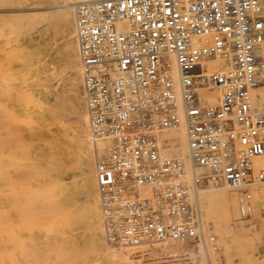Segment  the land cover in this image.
I'll return each instance as SVG.
<instances>
[{"label":"built area","instance_id":"obj_1","mask_svg":"<svg viewBox=\"0 0 264 264\" xmlns=\"http://www.w3.org/2000/svg\"><path fill=\"white\" fill-rule=\"evenodd\" d=\"M74 19L89 127L105 141L96 178L106 242L149 245L140 261L180 259L202 243L219 250L204 232L198 190L236 189L250 216L264 183L254 164L264 156V109L253 104L264 84V0H80ZM228 52L234 64L205 75L203 61ZM205 79L217 105L200 102ZM181 127L190 169L169 153L168 133Z\"/></svg>","mask_w":264,"mask_h":264},{"label":"rangeland","instance_id":"obj_2","mask_svg":"<svg viewBox=\"0 0 264 264\" xmlns=\"http://www.w3.org/2000/svg\"><path fill=\"white\" fill-rule=\"evenodd\" d=\"M61 2L0 0V264L116 262L93 225V215L100 217L83 181L88 159L78 166L81 149L91 154L95 146L76 115L85 102L82 73L73 64L74 21H64ZM227 190L233 200L235 191ZM249 214L229 223L238 230L242 222L254 238L238 235L229 249L205 220L221 245L214 262L201 260L198 249L195 260L194 252L169 262L140 261L136 252L123 264H264V213Z\"/></svg>","mask_w":264,"mask_h":264},{"label":"bare ground","instance_id":"obj_3","mask_svg":"<svg viewBox=\"0 0 264 264\" xmlns=\"http://www.w3.org/2000/svg\"><path fill=\"white\" fill-rule=\"evenodd\" d=\"M77 1H80V0H62L60 4L61 8L59 9L60 11H62L61 13H62L64 21L67 22L70 19H73L74 27H75L74 4ZM36 13L41 14L42 12H36ZM45 20H46L45 16H43L41 20H35L34 23L37 24ZM194 41L201 42V40H199L197 37L194 38ZM74 47L76 51V59H74L73 64H76V67L80 68V71H81L79 55H78V45L76 44V46ZM233 64H234L233 53L228 52V53L218 54V55L208 57L207 59L203 61L202 67L204 69L205 75H209L210 73H213V72L224 71L230 68ZM75 87H77V85ZM199 99L202 105H217L219 103L218 88L211 85L206 79L203 80L201 88L199 90ZM253 104L255 108L259 110L264 109V84L260 85L253 92ZM76 115L77 117L81 119L83 124L86 126V129L84 130L85 138H88V140L91 141L93 145L96 147V148L95 147L90 148L91 154H88L86 152V148L81 149L80 155L78 157V166L84 167L86 163L84 162V160L88 159V165L85 166L87 167V169L83 174V181H84L85 189L89 195V198L91 199L93 205L98 209L99 211L98 213L100 217L99 220H97L96 218L97 213L93 215L95 216L93 225L96 231L102 234L103 242L106 243V245H108V243L106 242L105 236H104L103 222H102L101 210H100V205H99L100 200H99V190H98L97 178H96V157H95L97 155V152L103 151L105 147V141L96 140L91 132V129L89 127V116H88L86 102H84L83 109L76 111ZM168 134L172 138L171 139L172 147L169 153L175 154V155H178L184 158L187 163L188 168L190 169L191 157H190V152L188 148V140H187L185 129L181 127L180 129L170 132ZM82 146H85V145L83 144ZM254 164L256 167H264V156L255 157ZM199 171L201 173H204L206 172V169L201 167ZM261 185L263 187L253 189V202L250 208V212H256V214L264 213V183H261ZM224 188L231 190V191H235V194L232 197L234 198L233 200H229L230 198L228 199V193L223 191V190H226ZM196 204L200 207V210H201L203 229L206 235H210V233L206 230L207 226L205 225L206 224L205 220L208 219V221H211L213 223L216 233L221 235L224 238V243H225L226 248L228 249L230 248V245L234 242V240L239 238L238 235H240V237L244 239L254 238L250 235V233L247 230H245L246 229L245 225H243L242 222L237 224L238 230H235V228L232 227L230 224L231 221H232V224H233V221H235L234 217H239L238 219L242 217H246L243 212L245 209L242 204L240 194L239 192H237L236 189H232V188H229L223 185H219V186L208 185V186L201 187L198 190V193L196 195ZM205 211L207 212L205 213L206 216L204 215ZM231 217H233V219H231ZM230 219L231 221L229 223ZM238 221L240 222L243 220L240 219ZM218 242H219V239H218ZM163 244L165 245L168 243H163ZM172 244L178 245L176 243H172ZM219 245H220V242H219ZM108 246L112 250L113 259L116 261L115 264H123L125 256L128 253L131 254V256L135 257L134 255L136 254V252L140 250H145V248H147L146 245L129 246V247H122V248H115L110 245ZM220 249H221V245H220ZM199 251L201 252V260H205V261L210 260L211 262L215 261L213 256L215 255L216 257V253L218 252V250H215L210 246L208 250L209 256H207L204 243L199 244ZM211 251H213L214 253L212 254ZM193 255H194L193 259L195 260L196 252ZM206 257H209L210 259L208 260L206 259ZM134 260H137V259H134Z\"/></svg>","mask_w":264,"mask_h":264},{"label":"crops","instance_id":"obj_4","mask_svg":"<svg viewBox=\"0 0 264 264\" xmlns=\"http://www.w3.org/2000/svg\"><path fill=\"white\" fill-rule=\"evenodd\" d=\"M17 264H20V263H17ZM25 264V263H24Z\"/></svg>","mask_w":264,"mask_h":264}]
</instances>
